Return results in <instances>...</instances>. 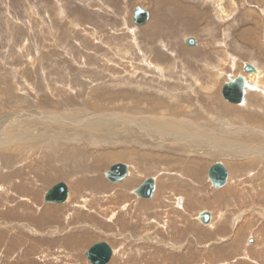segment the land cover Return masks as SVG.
I'll use <instances>...</instances> for the list:
<instances>
[{
  "label": "rangeland",
  "instance_id": "obj_1",
  "mask_svg": "<svg viewBox=\"0 0 264 264\" xmlns=\"http://www.w3.org/2000/svg\"><path fill=\"white\" fill-rule=\"evenodd\" d=\"M216 1L0 0V128L9 126L4 120L20 111V99L23 107L36 103L35 107L46 109L54 108L57 101L56 109L70 118L88 121L94 116L92 120L107 122L108 130L120 126V131H131V126L138 130L136 124L125 127L119 122L126 116L138 122L139 113L134 116L114 108L146 102L130 91L163 96V102L183 103L182 109L197 108L199 114L193 115L201 127L204 118L211 120V104L224 107L227 114V107L235 105L217 94L226 74L249 75L242 69L246 61L264 73V0H233L235 4L222 0L226 11L221 17L215 11ZM137 5L150 13L139 26L132 22ZM247 26L253 34L246 42L238 33ZM187 36L195 38L194 47L185 44ZM262 78L253 83L249 94L263 124L251 125L244 115L247 107L238 108L250 129L259 133L260 142H264ZM92 89L96 91L90 99L106 100L114 104L113 110L95 109L96 114L90 104L83 105ZM114 92L128 94L116 97ZM105 94L112 98L102 99ZM183 96L190 101L183 102ZM186 110L190 108L173 117L192 120ZM232 114L228 118L221 114V119L231 120ZM177 120H172L175 127L169 132L153 126L165 133L161 148L142 147L135 140L142 138L135 133L125 140L98 144L84 135L85 141L82 134L77 137L80 142L72 145L74 149L85 146L87 154L74 155L64 164L56 160L51 164L46 151L34 153L39 147L12 143L17 160L0 156V264H91L84 251L100 240L112 247L107 264H264V164L258 159L253 164L244 160L242 165L227 159V167L236 163L239 169L228 168V183L213 187L207 181L208 169L224 158L207 151L188 154L170 144L167 140L175 134L184 135ZM169 133L174 135L167 139ZM196 139L191 146L212 150L208 140ZM121 150L127 157L118 161L128 165L129 173L120 182H110L104 172L113 162L94 164L95 155ZM143 150L160 152L168 159L147 165L135 157ZM196 156L199 164L193 159ZM147 177L155 180L154 195L137 198L133 189ZM58 181L69 186V197L59 204L44 203V192ZM230 184L233 191L219 192ZM205 209L213 219L203 226L196 216Z\"/></svg>",
  "mask_w": 264,
  "mask_h": 264
},
{
  "label": "bare ground",
  "instance_id": "obj_2",
  "mask_svg": "<svg viewBox=\"0 0 264 264\" xmlns=\"http://www.w3.org/2000/svg\"><path fill=\"white\" fill-rule=\"evenodd\" d=\"M232 2L234 4L236 3L233 0H232ZM222 4H224L222 0H217L216 4H215V11L218 12V14H220L219 15L220 17L222 16L223 12L226 11V10H224V9H226L225 6ZM252 11H254V10H252ZM226 14H228V12L225 13L224 15H226ZM246 15H248V14H246ZM222 20H223V18H222ZM132 22H133V18H132ZM240 34H241V37L244 38V31H242V33L240 32ZM187 37H189V36H187ZM185 39H184V42H185ZM185 44H186V42H185ZM195 44H196V40H195ZM195 44L193 46H188L187 44L186 45L188 47H194ZM223 52H224V50H223ZM246 62L243 63L242 69L245 73H247L249 75L244 76L242 73L241 74L236 73V75L235 74H226L225 80L222 81V84H220L221 86L219 85L221 88L218 86L219 90H218L217 94H219V96L224 99V97L222 96V87L229 80V78L234 80L238 75H241L246 81V85H245L244 90H243V92H244L243 99L240 103L228 102L227 100L224 99L227 103H229V105L230 104L235 105L234 108H232L233 107L232 105H230V106H232L230 108H228L226 106L227 112H228L227 114L233 113L232 116H230L231 120L229 118V119L223 121L221 119V114L224 116L227 115L222 111L224 107L221 109V108H219L218 105L217 106H211L212 105L211 104L209 106L208 113L211 114L213 116V118L211 115H208V117H210L211 120L206 121L204 118V120L201 121V123L203 125V127H201L199 125L197 118L193 115L194 113L199 114L200 111L197 110V108L194 111H192L191 105L190 106L186 105V107L182 109L181 105H183V103L182 104L176 103V104L172 105L167 101L163 102L162 101L163 96L153 98V96L148 94L147 92H143L142 94L138 95L137 92L133 93L132 91H130V93L134 94V96H136L138 99H145L146 102L143 104V101L139 100V102L137 104H136V102L130 104L131 106L129 104H126L125 106L124 105H117L114 108L121 109V110H123V112H124V110H126V112L128 111V112L132 113L130 115H134V116H135V114L139 113L137 116L140 115L141 119L140 120L137 119L138 122H136V121L133 122L134 120L129 121L130 119H128V118H131V117H127V116L122 118V122H119V123H122L124 126H125V124H128L130 126L132 124H136V127L138 130H135L133 126H131V129H130L132 132L131 131H120L121 126L119 127L120 130L119 129L115 130V128H114V130H108L107 129L108 127L106 125H109V124H106L107 122L105 123L101 120H92V118L94 116L91 117L92 121L89 119L87 121V119L80 120V119H76V118H74V119L70 118L71 116L64 114V111L56 109L57 105H59V103L57 101H54V103H53L54 108L48 105L47 108L49 107V109H46V108H41V105L35 107L34 105L36 103H30L29 106L23 107L20 104L22 102V100L17 99L18 100L17 101L18 106H20V111L16 114L12 113V116H10L9 119L4 120V122H6L5 124H9V126L3 128V129L0 128L1 129L0 130V156H2L4 159L6 157V159H7V155H10V157L16 159V156H14L11 153V152H15V151H13L15 148L12 146V143L20 141L25 145L23 148H29V149H33L35 147L40 148V151H35L34 153L46 151V153H47L46 156L51 158L50 163L52 162L51 164H53V165H55L57 163H54L52 160H56L57 162L60 161L59 164L68 163L67 161H71L70 159L74 155L78 156L79 154H81L80 157H84L87 154V148L85 146H82L78 149H74L73 145H72V142H77V141L80 142L79 138L77 139V137L81 136L82 134H83L82 137H84V135H85L87 140L89 138L91 139V137H92V139L90 141L93 142V144H98V143H105L108 140H110V141H108V143H111V141L113 139H119V141L121 139L125 140L126 138H128L131 135V133H135V135L141 136V138H142L141 140H139V139H135V140L137 142H139L140 144H142V147H147L149 145H153L156 148H161L162 143L160 141L164 138L165 133L164 132H158L159 130H157L156 128H153V126H156V125L160 126L163 128L162 131L169 132L168 131L169 129L172 130L173 127H175V125L173 126V124H172V120L173 121L177 120L173 116L176 114L182 113L181 111H183L186 108H190V110H186V111L189 112V114L192 117V120H191V118H190V120H188V122H185L184 121L185 119H183V118H182L183 120H181V119H180V121L177 120V122H178L177 124L181 128L180 131L183 132L184 135L177 138L178 136L176 134L174 135V133H169L166 135V137L168 139L169 137H172L174 135L172 137V140H169V139L167 140L166 138L165 139L170 144L172 143L174 146H176V148L181 149L182 152H187L188 154L189 153L191 154L192 151L193 152H197V151H200V152L204 151L205 152V151H207L208 153H210L213 156L217 155L220 158L223 157L224 159L217 160L218 162L223 163L227 168V173H228L227 182L223 186L217 187V188H223L228 183V180L231 177L229 175V169L230 170L234 169V171L239 169V167L236 165V163L241 164L242 162L248 161L246 163H252L253 164V162L258 159V161H261V163L264 164V142L259 141L260 140L259 133L250 129L251 127L248 126V123H247L248 121L245 120V116H247L251 125H254L256 123L257 124H263V121L259 119L260 118L259 116H257L259 114L256 113V105L252 101H250V97H252L253 94L252 95L249 94V89H250V87L252 88L254 86L253 83H255V82L260 83L259 81L264 76L263 75L264 73H262L263 69L262 70H261V68L258 69L256 67L257 65L252 64V62H249V63L256 68V71L246 72L244 70V66H245ZM153 67H155V66H153ZM159 70L160 69L156 68L155 71H158V73H160L161 71L159 72ZM262 79H264V77ZM117 86H121V84H117ZM139 88L140 89H138V92H142L143 87H139ZM52 90H53V86L47 91H50V94H51ZM68 90H69V88H68ZM70 91L73 92L74 94H76L75 93L76 91L74 92L73 88H70ZM95 91L96 90L92 89L91 91L86 92L87 98L85 101H83V105L90 104L91 107L94 108L93 111H95V113H96L95 109H112L111 107L114 106V104L107 103L106 100L105 101H93L92 99H90L92 97L90 95H92V93H94ZM261 91H263V89H261ZM114 93L116 94V97L118 95L119 96H127V94H128V93L120 94L118 92H114ZM79 95H80V92L78 93V96ZM171 96H173V95H171ZM261 96H262V94H261ZM107 98H112L111 94H105L102 99H107ZM174 98H175V96H174ZM182 98H183L182 99L183 102L184 101H190V99H187L184 96ZM260 98L262 99V97H260ZM79 99H81V98H79ZM247 99H248V101H247ZM258 101H259V99H258ZM226 102H223V103H226ZM247 102H248V106H247ZM261 103L262 102H260V104ZM177 104H178V106L176 109L175 106ZM246 107H247V110L245 111L246 112L244 114L245 116H242L241 111L244 110V108H246ZM37 108L42 109L43 111L39 112L40 110H38ZM238 108H241L242 110H240ZM209 110H211V112ZM118 111H120V110H118ZM225 111H226V109H225ZM149 113H151V114H149ZM158 113L161 114V116L158 117ZM32 114H34V115H32ZM147 114H149V115L153 114L156 116L152 115V117H150L149 115L147 116ZM89 115H91V114H89ZM99 117H100V115H99ZM105 117H107V115ZM227 118H228V115H227ZM201 119H202V114H201ZM243 122L246 125L242 124ZM21 123H23L22 128H21ZM209 123H211V125H209ZM98 129L99 130L101 129V131H99ZM111 129H113L112 126H111ZM17 130H18V135H16ZM260 131H262V130H260ZM141 133L144 135H141ZM179 135H181V134H179ZM85 137L83 139H85ZM195 138H197L198 141L199 140L201 141V139L208 140V142H210V145L213 146V148L212 147L210 148L212 150H209L208 148H206L207 147L206 145H205L206 147H203L200 149H199V147L191 146V140H193ZM142 140H143V142H141ZM204 140H202V141H204ZM85 141H86V139H85ZM189 142H190V144H189ZM194 142H196V141H194ZM205 142H207V141H205ZM192 145H195V144H192ZM184 147H187V149H184ZM23 148H19L18 150L23 149ZM4 151H7L8 153L7 154L3 153ZM44 154H45V152H44ZM38 155H40V154H38ZM136 155H137V157H136ZM207 155H209V154H207ZM197 156L193 157V159L196 160L197 164H199L198 162L200 161V159ZM36 157H38V156H36ZM125 157H127V152L123 151V150L115 151V152L96 153L95 159H94V164L95 163L101 164V163H104L105 161L116 163V161L123 160ZM135 157L147 165L148 164L152 165L156 161L161 160V158H162V161H165L168 159V158H165V156H162V154L160 152H157L155 154L153 151H149V150H146V151L143 150L142 152L136 153ZM227 159H229V161L231 159L232 161L236 162L235 164L231 165L233 168L227 167V166H229V165H226L227 163L225 164V162H228ZM170 161H172V160L170 159ZM118 162H122V161H118ZM241 169H244V168L242 167ZM187 170L189 172H191V170H189V169H187ZM246 170H248V169L246 168ZM128 173H129V169H128ZM207 181L210 184H212L208 179V172H207ZM118 182H120V181H118ZM213 187H215V186H213ZM230 189H232V191H233L235 188L233 185L230 184V185H228V187L226 186L222 191H219V192L224 193V191L227 192ZM68 190H69V186H68ZM45 192H44V194H45ZM260 192H263V191H260ZM222 193H220V194H222ZM238 193L242 195V193H240V191ZM44 194H43V196H44ZM133 194L136 196V194L134 192H133ZM233 194H234V192H233ZM68 197H69V195H68ZM136 197L140 198L138 196H136ZM247 198H249V197L247 196ZM141 199H145V198H141ZM148 199H151V198H148ZM60 203H63V202H60ZM51 204H59V203H51ZM202 211H209V210L205 209V210L199 211L196 218L201 225L205 226V225H208L212 221L213 213L211 211H209L211 213V220L208 223H203L199 219V214ZM257 241H258V239L256 240V242ZM232 250H233V247H232ZM194 264H196V263H194Z\"/></svg>",
  "mask_w": 264,
  "mask_h": 264
},
{
  "label": "water",
  "instance_id": "obj_3",
  "mask_svg": "<svg viewBox=\"0 0 264 264\" xmlns=\"http://www.w3.org/2000/svg\"><path fill=\"white\" fill-rule=\"evenodd\" d=\"M149 11L141 5L133 8L132 18L136 26L145 24L149 19ZM188 46L195 44V38L189 36L185 39ZM244 70L256 71V68L249 62L245 63ZM245 79L238 75L234 80L230 79L222 87V96L228 102L240 103L244 95ZM128 165L124 162H116L111 164L104 172V176L110 182H118L123 180L128 175ZM227 168L221 162L212 164L208 169V179L215 187H221L227 182ZM155 191V180L153 177L145 178L133 192L140 198H152ZM69 195L68 186L64 181H58L51 185L43 196L45 203H60L64 202ZM199 219L203 223H208L211 220L209 211H202L199 214ZM112 248L105 240L96 241L91 244L85 251L84 255L91 264H107L112 256ZM197 264V263H196Z\"/></svg>",
  "mask_w": 264,
  "mask_h": 264
},
{
  "label": "crops",
  "instance_id": "obj_4",
  "mask_svg": "<svg viewBox=\"0 0 264 264\" xmlns=\"http://www.w3.org/2000/svg\"><path fill=\"white\" fill-rule=\"evenodd\" d=\"M249 27H252V29H253V26H252V24H250L249 25ZM244 40L247 42V41H251L250 39H251V37H252V35L251 34H253V30H252V33H250V31H249V28H248V26L247 27H245L244 28ZM249 32V33H248ZM242 33V32H241ZM238 36H239V38L241 39V37H240V33H238ZM248 36V37H247ZM142 182V181H141ZM156 188V187H155ZM198 221V220H197ZM250 227H253V226H250Z\"/></svg>",
  "mask_w": 264,
  "mask_h": 264
},
{
  "label": "flooded vegetation",
  "instance_id": "obj_5",
  "mask_svg": "<svg viewBox=\"0 0 264 264\" xmlns=\"http://www.w3.org/2000/svg\"><path fill=\"white\" fill-rule=\"evenodd\" d=\"M156 187V186H155Z\"/></svg>",
  "mask_w": 264,
  "mask_h": 264
}]
</instances>
